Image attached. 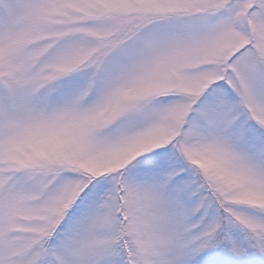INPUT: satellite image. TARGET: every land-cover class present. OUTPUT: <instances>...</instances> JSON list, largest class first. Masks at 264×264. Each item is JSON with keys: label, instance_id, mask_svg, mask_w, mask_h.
I'll list each match as a JSON object with an SVG mask.
<instances>
[{"label": "snow or ice", "instance_id": "obj_1", "mask_svg": "<svg viewBox=\"0 0 264 264\" xmlns=\"http://www.w3.org/2000/svg\"><path fill=\"white\" fill-rule=\"evenodd\" d=\"M0 264H264V0H0Z\"/></svg>", "mask_w": 264, "mask_h": 264}]
</instances>
